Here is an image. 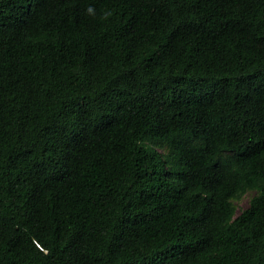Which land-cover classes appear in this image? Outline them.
I'll return each instance as SVG.
<instances>
[{"label":"trees","instance_id":"trees-1","mask_svg":"<svg viewBox=\"0 0 264 264\" xmlns=\"http://www.w3.org/2000/svg\"><path fill=\"white\" fill-rule=\"evenodd\" d=\"M0 264H264V0H0Z\"/></svg>","mask_w":264,"mask_h":264},{"label":"rangeland","instance_id":"rangeland-1","mask_svg":"<svg viewBox=\"0 0 264 264\" xmlns=\"http://www.w3.org/2000/svg\"><path fill=\"white\" fill-rule=\"evenodd\" d=\"M254 194H255L254 190H247L240 197L233 200V203H234L235 209H236V213L242 211L243 209H245L248 206L249 200Z\"/></svg>","mask_w":264,"mask_h":264},{"label":"clouds","instance_id":"clouds-1","mask_svg":"<svg viewBox=\"0 0 264 264\" xmlns=\"http://www.w3.org/2000/svg\"><path fill=\"white\" fill-rule=\"evenodd\" d=\"M92 11V9L91 8H89V12H91Z\"/></svg>","mask_w":264,"mask_h":264}]
</instances>
